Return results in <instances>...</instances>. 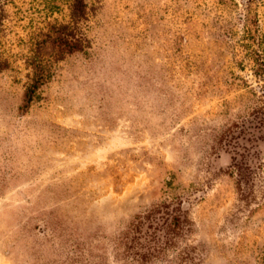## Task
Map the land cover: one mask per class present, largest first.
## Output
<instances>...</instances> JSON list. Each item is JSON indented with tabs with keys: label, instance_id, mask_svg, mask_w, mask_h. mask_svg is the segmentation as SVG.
<instances>
[{
	"label": "rangeland",
	"instance_id": "374dc122",
	"mask_svg": "<svg viewBox=\"0 0 264 264\" xmlns=\"http://www.w3.org/2000/svg\"><path fill=\"white\" fill-rule=\"evenodd\" d=\"M85 1L59 60L73 0H0V264H127L180 200L153 264H264V0Z\"/></svg>",
	"mask_w": 264,
	"mask_h": 264
},
{
	"label": "trees",
	"instance_id": "16d2710c",
	"mask_svg": "<svg viewBox=\"0 0 264 264\" xmlns=\"http://www.w3.org/2000/svg\"><path fill=\"white\" fill-rule=\"evenodd\" d=\"M89 18L86 1L73 0L70 23L60 26L59 35L54 40L59 60L90 48V40L84 33V25ZM4 66L0 64V68ZM35 69L36 78L28 90L27 106L40 98L38 91L47 76L45 70ZM188 203L180 200L176 204H163L140 218L120 254L123 260L127 264H153L166 255L175 246L176 240L190 229L189 211L186 209Z\"/></svg>",
	"mask_w": 264,
	"mask_h": 264
}]
</instances>
